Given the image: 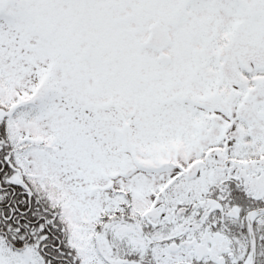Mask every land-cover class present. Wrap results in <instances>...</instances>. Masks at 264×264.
Listing matches in <instances>:
<instances>
[{"label": "snow or ice", "instance_id": "snow-or-ice-1", "mask_svg": "<svg viewBox=\"0 0 264 264\" xmlns=\"http://www.w3.org/2000/svg\"><path fill=\"white\" fill-rule=\"evenodd\" d=\"M0 264H264V0H0Z\"/></svg>", "mask_w": 264, "mask_h": 264}]
</instances>
